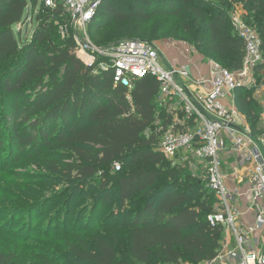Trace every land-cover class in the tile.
I'll return each instance as SVG.
<instances>
[{
  "label": "trees",
  "instance_id": "obj_1",
  "mask_svg": "<svg viewBox=\"0 0 264 264\" xmlns=\"http://www.w3.org/2000/svg\"><path fill=\"white\" fill-rule=\"evenodd\" d=\"M211 1L103 0L91 23V35L96 44L104 46L115 41L100 43L95 35L113 22L167 13L183 23L186 13L196 26L206 24L204 46L220 55L227 66L220 64L239 70L245 41L224 9L213 13L204 8ZM218 1L250 7L252 18L246 20L258 30L264 49V0ZM30 3L36 7L39 0H0V150L6 145L14 157L29 155L31 150L37 154L41 149L68 151L74 162L64 170L70 177L75 173V179L88 183L104 174L102 190L116 183L122 209L127 202L135 206L144 200L132 214L121 211L122 225L128 230L127 246L116 235H97L93 244L79 237L78 244H70L69 261L63 264H131L118 259L117 246L143 264L213 260L224 237L222 227L208 220L214 200L191 193L194 183L181 174V168L170 167L169 159L157 150L159 137L152 127L160 109L158 80L145 76L129 89L123 83L115 85L112 69L94 73L76 55L73 38L69 34L62 38L59 24L67 19L62 11L43 4L34 17L32 37L22 41L18 27ZM137 32L142 33L141 23ZM54 35L60 43L52 44ZM238 97V107L248 109L255 130L260 104L255 109L248 96ZM115 162L121 163L120 170L115 169ZM62 167L58 163L53 169L62 171ZM165 174L171 181H163ZM202 183L206 184L203 178L197 180L200 188ZM0 264H13V257L0 251Z\"/></svg>",
  "mask_w": 264,
  "mask_h": 264
},
{
  "label": "built area",
  "instance_id": "obj_2",
  "mask_svg": "<svg viewBox=\"0 0 264 264\" xmlns=\"http://www.w3.org/2000/svg\"><path fill=\"white\" fill-rule=\"evenodd\" d=\"M102 2L39 0L36 7L29 4L25 20L32 26L41 4L61 10L67 18L58 21L61 34L73 38L76 55L94 73L112 69L115 85L123 83L129 89L145 76L158 80L160 109L152 127L159 137L157 150L168 159L201 169L216 197L208 220L224 231L218 255L199 264H264V49L258 30L235 13V31L245 41L242 68L233 71L210 59L200 63L206 69L202 72L193 62H167L146 39L96 44L90 28ZM249 87L257 89L262 109L257 134L237 105V91ZM114 165L120 170V162ZM229 176L236 180L235 190L227 184ZM243 199L253 213L252 228L242 220Z\"/></svg>",
  "mask_w": 264,
  "mask_h": 264
},
{
  "label": "rangeland",
  "instance_id": "obj_3",
  "mask_svg": "<svg viewBox=\"0 0 264 264\" xmlns=\"http://www.w3.org/2000/svg\"><path fill=\"white\" fill-rule=\"evenodd\" d=\"M204 8L213 13L224 9L231 20L235 13L246 19H251L253 14L250 7L236 2L212 0ZM22 23L18 28L22 27L21 40L24 41L32 37L36 24L29 26L27 20ZM139 23L142 24L140 34L137 32ZM207 37L206 24L196 26L193 17L186 13L183 23L173 14L150 13L147 19L132 18L130 21L113 22L95 35L100 43L124 38L150 40L167 62L175 64L184 61L199 63L213 59L227 66L220 55L208 51L204 46ZM57 42L61 41L54 35L52 44ZM256 94L257 89L249 87L240 89L236 98L239 99L238 95L248 96L253 108L260 109ZM239 110L247 119L253 133L257 134L261 126L260 117L254 130L246 113L248 109ZM4 134L7 136V133ZM5 146L0 150V251L11 255L13 264L68 262L69 246L71 243L78 244L81 239L79 237L93 244V238L97 235H116L119 243L123 247L127 246L128 230L122 225L121 211L126 210L127 215L134 213L142 206L143 199L135 206L127 202L125 209H122L116 183H108L105 190H102L101 186L106 180L104 174L100 173L88 183L75 179V173L70 177L64 170V166L74 162L68 151L60 149L57 153V149H41V153L37 154L35 150H31L29 155L23 153L22 156L14 157L8 146ZM58 163L63 166L62 171L53 169ZM169 163L172 168H181V174H185L194 183L191 193L197 192L216 203V197L206 188V182L202 183L201 188L197 185V180L202 179L200 168L194 164H180L172 159H169ZM107 171L109 174L114 172L111 167ZM163 179L166 182L171 181L166 174ZM140 198L142 197H137L136 200ZM117 249L118 259L125 258L131 264H143L127 256L124 248L117 246ZM157 263L154 260L150 264ZM187 263L184 259L181 264Z\"/></svg>",
  "mask_w": 264,
  "mask_h": 264
},
{
  "label": "crops",
  "instance_id": "obj_4",
  "mask_svg": "<svg viewBox=\"0 0 264 264\" xmlns=\"http://www.w3.org/2000/svg\"><path fill=\"white\" fill-rule=\"evenodd\" d=\"M189 61H184L182 63H178V64H184V63H187ZM202 61H200L199 63L198 62H193L197 67H200L201 68V71L204 72L206 71L205 68H203V65L201 66L200 63ZM172 63V62H171ZM261 124V123H259ZM233 159H230L229 161H232ZM233 176H229L228 179H227V184L229 185V187L232 189V190H235L236 189V180H233L232 179ZM238 188L240 189V191H244V189L241 187V186H238ZM244 201L240 203V207H241V212H242V220L243 222L248 225V227L252 228V223H253V213L250 212V210L248 209V206H247V202L245 201V199H243Z\"/></svg>",
  "mask_w": 264,
  "mask_h": 264
}]
</instances>
